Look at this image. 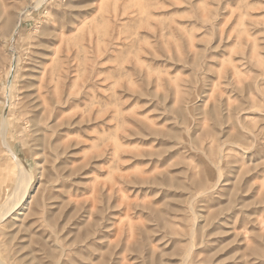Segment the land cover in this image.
<instances>
[{
  "label": "rangeland",
  "instance_id": "1",
  "mask_svg": "<svg viewBox=\"0 0 264 264\" xmlns=\"http://www.w3.org/2000/svg\"><path fill=\"white\" fill-rule=\"evenodd\" d=\"M4 118L7 264H264V0H0Z\"/></svg>",
  "mask_w": 264,
  "mask_h": 264
},
{
  "label": "bare ground",
  "instance_id": "2",
  "mask_svg": "<svg viewBox=\"0 0 264 264\" xmlns=\"http://www.w3.org/2000/svg\"><path fill=\"white\" fill-rule=\"evenodd\" d=\"M3 116L5 117L7 114L5 113ZM6 124V119L4 118L3 123L1 124L2 149L6 159L11 161V167L16 169V177H14L13 182H11L13 175H10L8 172L3 174L1 186L2 189L0 191V224L6 218V216H8L12 211L16 210L20 206L25 195L27 194L28 186L31 180V173L21 167L19 160L12 154L10 150V145L5 135L7 129ZM7 263L8 261L2 258L0 254V264Z\"/></svg>",
  "mask_w": 264,
  "mask_h": 264
}]
</instances>
